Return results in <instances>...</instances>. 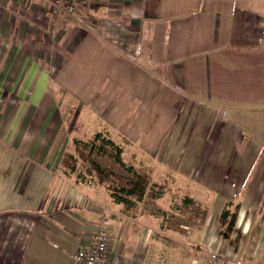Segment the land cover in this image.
I'll return each instance as SVG.
<instances>
[{
	"label": "crops",
	"instance_id": "obj_1",
	"mask_svg": "<svg viewBox=\"0 0 264 264\" xmlns=\"http://www.w3.org/2000/svg\"><path fill=\"white\" fill-rule=\"evenodd\" d=\"M78 3L69 15L51 0H0V264H82L104 215L116 264H217L212 252L264 264V0ZM29 60H63L55 82L76 121L93 114L90 137L123 145L116 130L182 179L198 218L106 206L71 183L63 147L84 138L60 132L74 104L54 122L49 71Z\"/></svg>",
	"mask_w": 264,
	"mask_h": 264
},
{
	"label": "rangeland",
	"instance_id": "obj_2",
	"mask_svg": "<svg viewBox=\"0 0 264 264\" xmlns=\"http://www.w3.org/2000/svg\"><path fill=\"white\" fill-rule=\"evenodd\" d=\"M60 10L67 11L69 15L73 13H78V11H80L79 3L78 2L76 3V8L73 11H68L66 9H60ZM80 16L83 17L84 14H81ZM26 61H24L23 65H21L23 69H28V65ZM29 61L34 63L38 62L39 64L37 63L38 64L37 66L39 68L42 67L44 71L46 70L49 71L50 89L54 93L55 105L57 106L55 110L56 113L53 117L54 122H57V120L62 118L61 112L63 111L62 109L64 108V104L66 100L68 103L74 104L73 111L71 112V116H70L72 119L71 122L72 124L70 123L69 125L68 124L69 122L64 120L65 126L62 127L60 135H63V133L66 132L69 138L72 137L73 135H76L84 139H88L94 131L100 129L99 128L100 123L96 121V117L91 113L87 114V112H85L80 114V116L76 121L74 117L76 116V114H74V109L77 108L75 104L76 102L72 101L68 97V95H63L64 90L62 86L59 87L55 82V77L57 76V73L62 67L63 60H29ZM17 63H19V61ZM25 71L29 72V69ZM73 82L74 83H72V88H74L75 84H78V81L76 80L75 77ZM25 85H27V83L25 84L24 82L23 83L24 89H25ZM47 90H48V85L46 86V91ZM23 99H24L23 106L30 105L29 101L27 102V98H23ZM92 101L94 102V99ZM73 122H75L74 126H73ZM111 131L113 137L116 140H118L119 142L122 141V144L125 148L123 154L125 160L129 163L135 164L140 171L147 173V175L149 176V183L147 184L148 186L146 187L145 195L142 200H136L135 205L130 209L132 213H137L139 215L142 214L148 215L147 214L148 211L168 210L169 214H173V212H175L176 215L174 214L173 216L177 220L180 217L181 218L180 221L182 223H187L188 221H190L191 219L190 216H195V219L198 218L199 214L202 211L201 207L200 206L198 207V205L195 203H187V204L183 203L182 197L184 192H182L180 189L182 190L184 189L185 186L184 181L175 175L168 174V172L165 169L161 168L158 165V162L155 161L154 158H151L148 155L143 156L142 153L138 151L134 145L132 144L130 145L126 142L124 143V140L116 130H111ZM67 144L64 145L63 149L68 148L73 151L75 150V144L73 143H70L68 145ZM82 149L86 153H88L89 151V148L85 147L84 145H82ZM109 150L111 152L114 151L112 147H109ZM93 155L96 158V160L99 163H101L102 166L107 167L120 175H126L129 177L138 178L137 175L128 171L125 167H123L118 162L114 161L111 157H109V155H102L96 152ZM68 179L73 184H78V185L81 184V182L79 183L78 181H76L75 175H72L71 178ZM83 184L84 186H87L86 189L94 196L92 198L95 197L98 198V199L96 198L97 199L96 201L101 202L106 206H108V204L112 202L110 199L111 197L109 195V192L107 191L104 185H101L97 181H93V180L91 181V184H89L88 182H83ZM179 213H181V215L178 216ZM176 223H178V221L177 222L175 221V224ZM176 227L186 229L185 226L181 224H177Z\"/></svg>",
	"mask_w": 264,
	"mask_h": 264
},
{
	"label": "trees",
	"instance_id": "obj_3",
	"mask_svg": "<svg viewBox=\"0 0 264 264\" xmlns=\"http://www.w3.org/2000/svg\"><path fill=\"white\" fill-rule=\"evenodd\" d=\"M75 150L66 149L60 162V170L68 178L75 175L79 183L97 181L104 185L110 197L115 203L122 205V209H131L136 200H142L149 176L140 171L135 164L129 163L123 156L124 147L114 141L104 131L96 132L88 139H74ZM82 145L89 148L88 153L84 152ZM109 147L114 149L113 152ZM109 155L114 161L125 167L128 171L137 175L138 178L120 175L111 169L104 167L94 157V153ZM237 219L236 208L226 207L221 213L222 232H231Z\"/></svg>",
	"mask_w": 264,
	"mask_h": 264
},
{
	"label": "built area",
	"instance_id": "obj_4",
	"mask_svg": "<svg viewBox=\"0 0 264 264\" xmlns=\"http://www.w3.org/2000/svg\"><path fill=\"white\" fill-rule=\"evenodd\" d=\"M56 10L66 9L73 11L76 3L80 0H51ZM110 218L102 217L97 230L91 237L87 246H82L76 253V259L82 264H116L109 244V223ZM211 259L217 264H236L235 261L218 252L211 253Z\"/></svg>",
	"mask_w": 264,
	"mask_h": 264
}]
</instances>
